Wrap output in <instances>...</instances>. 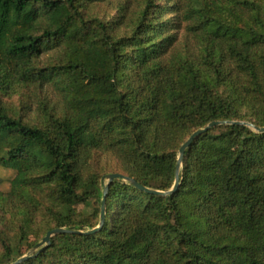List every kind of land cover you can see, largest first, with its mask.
I'll return each mask as SVG.
<instances>
[{
    "label": "trees",
    "instance_id": "1",
    "mask_svg": "<svg viewBox=\"0 0 264 264\" xmlns=\"http://www.w3.org/2000/svg\"><path fill=\"white\" fill-rule=\"evenodd\" d=\"M213 121L264 127V0H0V264L61 228L17 264H264V132L240 125L194 140L172 195L111 181L87 234L103 175L167 191Z\"/></svg>",
    "mask_w": 264,
    "mask_h": 264
},
{
    "label": "water",
    "instance_id": "2",
    "mask_svg": "<svg viewBox=\"0 0 264 264\" xmlns=\"http://www.w3.org/2000/svg\"><path fill=\"white\" fill-rule=\"evenodd\" d=\"M222 125H240V126H245L248 128H251L253 131L257 132V133H262L264 132V127L258 128L253 126L250 123H246V122H239V121H213L210 122L209 124H207L205 127L200 128L196 131H194L186 140L185 142L179 147L178 151H177V158H176V166H175V177H174V182L173 185L171 187V189L167 190V191H156V190H150L147 188L142 187L141 185H139L138 183H136L133 179L128 178L122 174H108L105 176V178L107 179L108 183H110L111 181L117 179V180H123L125 182H128L130 185L134 186L135 188L147 192V193H152V194H156V195H160V196H169L174 194L177 191L178 185H179V173H180V169H181V164H182V160H183V156L184 153L186 151L187 148H189L191 146V144L194 142V140L199 137L200 135L208 132L210 129L214 128V127H218V126H222ZM107 187H105V189L103 190V195H102V199H101V207H100V221L99 224L96 228H93L92 230L88 231L87 234H92L95 233L96 231H98L102 225H103V221H104V207H105V195L107 192ZM62 233H75V231H69L66 229H53L50 230L46 233V235L44 236V238L36 244L35 248H41L44 245H48L49 244V240L52 236L56 235V234H62ZM26 259V256L22 257L19 261L15 262L14 264H17L23 260Z\"/></svg>",
    "mask_w": 264,
    "mask_h": 264
},
{
    "label": "rangeland",
    "instance_id": "3",
    "mask_svg": "<svg viewBox=\"0 0 264 264\" xmlns=\"http://www.w3.org/2000/svg\"><path fill=\"white\" fill-rule=\"evenodd\" d=\"M16 101H17V98H14L12 103L15 104ZM222 126H225V125H222ZM117 165H118V163H117V161L115 159H111L109 157H105V158H102L101 160H97L96 159L95 162L93 163V168H94L95 172L102 173L103 170H105V172L117 170L118 169ZM14 174H15V172L13 170H8V169L0 167V191H4L5 192V191H7L9 189V182L13 178ZM105 176L106 175H103L101 177V179L99 180V182H100L99 184H100V189L101 190H104L105 187L108 186V184H109L107 179L105 178ZM121 181H123V180H121ZM123 182H125V181H123ZM97 206L98 205H97V203L95 201H93V202L90 201V206L89 207L85 206L83 204H79V205L75 206V211L76 212H91L93 207L96 208ZM99 221H100V219H99ZM13 231H14V228L12 230H10L8 228L5 229V233H8V234H11ZM33 239H34L33 237H30L29 238V242H31ZM42 239H39V241L37 243H39ZM36 244L34 246H32V247L31 246L22 245L21 251H22V253H24L23 257L24 256L27 257L28 255H31L36 250H38L39 248L38 249L35 248ZM0 252H2V248L1 247H0Z\"/></svg>",
    "mask_w": 264,
    "mask_h": 264
}]
</instances>
